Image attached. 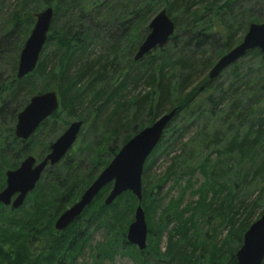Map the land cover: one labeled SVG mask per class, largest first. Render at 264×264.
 <instances>
[{"label": "trees", "instance_id": "obj_1", "mask_svg": "<svg viewBox=\"0 0 264 264\" xmlns=\"http://www.w3.org/2000/svg\"><path fill=\"white\" fill-rule=\"evenodd\" d=\"M36 1L40 8L51 6L53 17L36 67L21 79L15 77L19 52L35 14L20 8L5 17L0 11V189L6 170L16 168L28 155L44 157L67 119L81 120L82 125L69 151L44 169L19 208L0 203V264H110L116 252L128 255L135 264H217L222 255L220 264H237L234 253L260 201L263 207L258 215L264 213V160L258 166L253 163L257 147L264 143V93H259L264 89V64L255 48L214 79H208L207 72L241 40L249 23L264 20V0H132L123 7L116 0H104L96 4L95 19H88L84 29L75 28L90 16L91 9L82 0ZM162 8L174 23L173 34L164 46L134 59L148 32V19ZM103 17L109 25L122 28L124 35L127 30L126 38L135 43L112 41L113 33L102 36L98 27ZM98 37L109 47L91 57L89 47ZM49 46L51 53L46 52ZM122 50L125 63L120 62ZM247 58L257 59L255 68L242 69ZM223 73L231 78L226 86L221 82ZM129 84L135 93H123ZM50 89L57 93L58 108L27 139L16 137L17 113L31 95ZM174 107L175 115L143 166L145 250L129 244L125 236L137 199L124 191L105 205L110 183L67 228L55 230L56 217L79 198L118 151L113 148L117 138L121 146ZM86 112L92 116L87 125L81 116ZM62 115L68 117L62 120L63 126L57 124ZM245 124L246 130L239 134ZM191 127L192 137L182 142ZM88 135L94 138L88 140ZM222 135L227 138L224 143L219 139ZM162 157L167 164L164 171L151 176ZM196 157L199 160L194 162ZM246 159L251 160V168L242 171ZM196 172L203 177L193 190L198 198L183 204V194L192 188ZM257 176V197L250 203L245 197L235 203L234 188ZM169 178L173 184L160 193ZM174 187L176 197L171 196ZM198 218L207 221L205 235L211 241L201 235ZM224 226L227 237L217 243L215 237ZM100 229L104 239L93 246L91 232ZM164 232L167 242L160 252L154 242ZM87 248L91 262L78 263Z\"/></svg>", "mask_w": 264, "mask_h": 264}, {"label": "water", "instance_id": "obj_2", "mask_svg": "<svg viewBox=\"0 0 264 264\" xmlns=\"http://www.w3.org/2000/svg\"><path fill=\"white\" fill-rule=\"evenodd\" d=\"M53 17L51 6L35 13V21L19 52L16 79H21L36 67ZM148 32L137 46L134 59H140L156 47L164 46L174 32V23L164 8L157 11L148 25ZM258 49L264 64V20L249 23L241 40L219 56L207 72L208 79H214L222 70L243 57L248 51ZM58 108L55 90L34 93L17 113L14 134L27 139L39 124ZM176 113V107L161 114L151 124L135 132L121 145L111 160L100 170L79 198L66 207L55 219V230H63L71 224L91 203L102 187L111 184L104 197V204H110L124 191H130L137 199L133 219L125 233L129 244L139 250L146 247L147 225L141 206L143 166L152 153L163 131ZM82 125L81 120L70 122L52 141L49 151L40 160L33 155L23 158L16 168L5 171V184L0 189V203L14 209L19 208L26 195L34 189L47 166L55 165L72 147ZM237 264H262L264 260V213L249 224L242 235V243L234 253Z\"/></svg>", "mask_w": 264, "mask_h": 264}, {"label": "rangeland", "instance_id": "obj_3", "mask_svg": "<svg viewBox=\"0 0 264 264\" xmlns=\"http://www.w3.org/2000/svg\"><path fill=\"white\" fill-rule=\"evenodd\" d=\"M102 1H104V0H82L81 3L82 4L84 3L85 6H88V8L91 9L90 10V16L88 18H83L82 19L83 22H81V24L76 25L75 28L84 29V28H86L87 25L90 24L88 22V19H95V18H93V15H92L94 13L93 11H94V9H97L95 7L96 4L97 3H100ZM116 1H118L119 4L122 7L125 6L126 1L132 2V0H116ZM20 8H25V10H26L25 12L28 13V14L31 13V15H33V17H34V14L35 13H37L38 11H40L41 9H43V8H40L39 7V5L37 4V1L36 0H0V11H1V13L5 17H7L6 15H9L10 13H12L15 10L16 11L20 10ZM87 12H89V11H87ZM155 14H152V16L150 17V19H148L147 25H148L149 21L151 20V18ZM98 19H99V17H98ZM104 19H105V21L102 20L101 23H100V26L99 27L97 26L102 36H104L106 38V37L109 36V34H112L113 33V35H114L113 38H110L112 41L115 40V41L121 43L122 45L126 43V40L128 41L129 44H132V43L134 44L135 43V41H134L133 38H131L129 36L126 38V34L128 35L127 30L125 31L126 34L124 35V33L122 31V28L119 29L120 27H117L116 26L117 24H113V23L109 25L108 24L109 19H106V18H104ZM34 21H35V17H34ZM94 23H95V20H93V22H91V24H94ZM100 33H99V37L101 36ZM99 37L95 40V42L92 44V46L89 47L90 51L92 52L91 53V57H94V56L100 54L102 51H104L105 48L109 47V44L106 43V42H103V40H101ZM104 37H102V39H104ZM124 48L125 47H123V49ZM52 51H53V49H51L50 46L47 47L46 52L51 53ZM122 51H124V50H122ZM124 54H125V51H124L123 54H121L120 62H122V63H125V60L122 59L123 58L122 56ZM256 61H257L256 58H247L246 60L243 61L242 69L243 70H246L248 67L255 68L254 65H255ZM223 74H225V73H223ZM221 80H222L221 82H223V81L225 82L224 86H226L227 82H230L231 81V78L226 73L225 75H223V77L221 78ZM236 85L238 87L240 86L239 83H236ZM242 88H243V86L241 85L239 89L241 90ZM50 90H54V89H50ZM135 92H136L135 90H132L131 84H129L128 87L124 90L123 93L128 94V93H135ZM259 93L260 94H263L264 93V89L262 91H260ZM98 104H100V103H98ZM258 107H260V106H258ZM78 114L80 115V112ZM88 114H90V113L89 112H86L84 115L83 114L81 115L84 118H86V121H87L86 122V125L92 119L91 114H90V116H88ZM67 118L68 117L62 115L61 116V120L57 121V124L63 126L64 124H63L62 120L65 121ZM252 118H254V117H252ZM252 118H250L247 121V123L249 121H252ZM67 120H68V122H67L66 125L63 126V129L61 130V132L67 127V125L70 122L75 121V120H78V119L72 118V119H67ZM217 124L220 125L221 126V129L223 130V124H221L220 121H217ZM246 124L243 125L244 127H240L239 134H242L246 130ZM194 131H195L194 130V127H191L186 132V134L184 135V138H183L182 142H184L187 139H189V137H192ZM93 138L94 137L91 136V135L90 136L88 135L86 137V139H88V140L93 139ZM120 139L121 138H117V140L113 143V148H117L118 147V149H119L121 147L120 146V142H121ZM219 139L221 140V142L224 143L227 138H226V136H223L222 135ZM201 154L202 153H199V158H200ZM213 155L215 156V154H213ZM213 155H212V157H213ZM253 157H254L253 158L254 159L253 163L255 165H257V166H258V164H260L264 160V143H262L261 145H259L257 147V149H256ZM199 158L196 157V159L194 160V162H197L199 160ZM37 160H39V159H37ZM147 162H148V160L145 161V164ZM251 164H252V162H251L250 159H246L244 162H242V164H241L242 171H246V169L251 168ZM166 165L167 164L165 162L164 157L158 158V161L156 162L155 166L152 168L151 176H153L152 175L153 173H155V174L162 173L164 171ZM192 180H193V186H192V188L186 190L185 193L183 194V198H182L183 204L188 203L190 201H194V200H196L198 198L197 194L194 193L193 190L203 181V177H202L201 173L200 172H196L194 174ZM180 183H181V185L184 184L183 179L180 181ZM172 184H173L172 179L171 178L167 179L164 182V184L162 185V188H161V192L160 193H162V192L164 193L165 190L167 188H169ZM259 184H260V176H257L254 179V181H252L251 183H249V184H247L245 186H237V187H235L234 188V191H233L234 192V195H235L234 202L235 203H238L239 200H241V199H243L245 197L246 203H250L258 195L257 188H258ZM177 192H178L177 191V187H174L173 190H172V192H171V196L172 197H176ZM208 195H210V194H208ZM7 207H9V206H7ZM262 207H263V202L260 201L258 203V205L254 208L253 212H252L251 220H250L251 222L250 223H252L255 219H257L260 216L258 214L262 210ZM133 213H134V211H133ZM132 219H133V216H132ZM212 220H213V218H211V221ZM198 221H199V231H200L201 235L205 237L206 236L205 235V232H206L207 228L209 227L208 226V223H207V221L205 219L204 220H201L200 218H198ZM216 224H218V223H216ZM169 227L170 226H168L167 229H169ZM219 229H220V227H219ZM218 232L219 233L215 237V242H217V243H219V241L224 240L227 237V226H224V228L222 230L220 229V231H218ZM147 234H148V232H147ZM206 238L208 239V241H211V237L210 236H206ZM103 239H104V232H103L102 229L95 230V231L93 230L91 232V237H90V243H91V245L94 246L96 243H98L100 241H103ZM166 242H167V234H166V232H164V233H162V236L160 237V239L158 241L154 242V243L158 245V248H159L160 252H162V251L165 250ZM147 244H148V239L146 238V246H147ZM234 244H235V242H231L230 243V247H233ZM223 250H226V249L223 248ZM117 251H118V249H117ZM147 254H149V251H147ZM85 260L87 261V263H90L91 262V257H90L88 248L85 250L84 256L78 258V263H82ZM219 260H222V261L224 260L223 255L218 258L217 264H220ZM108 263H110V264H135V262L128 255H121L118 252H116L113 255L111 261H108Z\"/></svg>", "mask_w": 264, "mask_h": 264}, {"label": "flooded vegetation", "instance_id": "obj_4", "mask_svg": "<svg viewBox=\"0 0 264 264\" xmlns=\"http://www.w3.org/2000/svg\"><path fill=\"white\" fill-rule=\"evenodd\" d=\"M10 207V206H9Z\"/></svg>", "mask_w": 264, "mask_h": 264}]
</instances>
